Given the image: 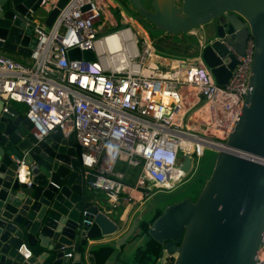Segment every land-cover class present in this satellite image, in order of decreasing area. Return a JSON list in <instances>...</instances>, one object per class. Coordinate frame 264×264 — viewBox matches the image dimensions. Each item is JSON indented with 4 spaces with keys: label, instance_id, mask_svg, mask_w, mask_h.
Wrapping results in <instances>:
<instances>
[{
    "label": "water",
    "instance_id": "1",
    "mask_svg": "<svg viewBox=\"0 0 264 264\" xmlns=\"http://www.w3.org/2000/svg\"><path fill=\"white\" fill-rule=\"evenodd\" d=\"M128 1L157 37L195 36L219 85L237 63L227 44L243 53L252 36L254 52L241 113L197 197L166 204L146 232L128 229L116 247L137 238L134 253L149 235L174 255L172 264H255L264 232V160L257 159L264 158V0ZM66 2L0 0V49L29 56L37 39L27 21L40 16L50 26ZM67 55L93 56L77 46ZM77 151L73 135L59 128L35 137L26 115L0 99V264H84L88 239L121 229L87 187L94 177L79 167ZM192 160L180 154L184 176ZM82 216L93 222L80 223Z\"/></svg>",
    "mask_w": 264,
    "mask_h": 264
},
{
    "label": "built area",
    "instance_id": "2",
    "mask_svg": "<svg viewBox=\"0 0 264 264\" xmlns=\"http://www.w3.org/2000/svg\"><path fill=\"white\" fill-rule=\"evenodd\" d=\"M101 15L98 0H67L50 26L27 21L37 39L31 62L0 50V99L25 105L38 139L56 128L72 134L79 167L94 177L87 187L103 191L114 208L174 189L185 177L177 165L181 153L193 157L195 170L203 145H225L249 89L254 39L247 38L243 53L227 44L237 63L219 85L200 52L194 62L164 54L136 19L103 29ZM75 46L90 49L92 58L69 57ZM185 117L193 128L182 126ZM19 175L26 180L23 170ZM173 259L162 249L155 264ZM255 264H264V232Z\"/></svg>",
    "mask_w": 264,
    "mask_h": 264
},
{
    "label": "crops",
    "instance_id": "3",
    "mask_svg": "<svg viewBox=\"0 0 264 264\" xmlns=\"http://www.w3.org/2000/svg\"><path fill=\"white\" fill-rule=\"evenodd\" d=\"M98 2L101 12L108 21H111L113 19H123V17H131L132 19L134 18L133 15L127 13V10L130 9L131 5L128 0H98ZM117 9L120 11H118ZM134 16L136 17V15ZM0 50L5 52L6 54L13 56L18 60H22L29 63L31 62V58L29 56L22 55L7 49ZM9 103L14 105L21 113H24L25 105L23 103L15 101H9ZM91 190L95 195V198L104 205L103 207L106 209L107 213H109V215L113 219L121 223V229L112 235L88 239L83 254L84 264H129V260L133 256V248L135 246L134 243H136L135 241H137V238H135V240H133L132 242L126 244V246L122 244L123 247L121 249H117V241L119 237L128 229H133L135 226H140L141 218L148 219L155 213V211L152 212L150 208H143L147 199H145L141 203L135 202L133 204L128 205L122 203L118 207L111 208L107 202L106 195L103 191L99 189ZM101 245H107L108 247H110V250L108 251V254L106 256L103 255L102 252L96 253V257H99V261L98 263H95V259H93L92 249L98 247L99 251H102ZM102 256L104 258H102Z\"/></svg>",
    "mask_w": 264,
    "mask_h": 264
},
{
    "label": "rangeland",
    "instance_id": "4",
    "mask_svg": "<svg viewBox=\"0 0 264 264\" xmlns=\"http://www.w3.org/2000/svg\"><path fill=\"white\" fill-rule=\"evenodd\" d=\"M146 4L150 3V0H143ZM128 14L133 15V17L136 19L137 23L140 25L143 30H145L146 34L152 36V34L156 37L158 33H160L159 30L155 29H150L151 26L148 24L144 23L141 19L136 18L134 15H136L135 9L132 5H130V9L127 10ZM39 20L42 21V18L40 16H36ZM116 21H108L106 17H104L103 13L101 15V19L98 22L103 29H110L112 28L117 22ZM210 26H207L206 29L208 30ZM196 30V29H195ZM153 37V36H152ZM151 37L152 45L154 44L153 39ZM174 39H179L178 36H174ZM157 38V37H156ZM180 43L176 44L174 43L173 45H167L164 43L165 41L163 40L162 42H159V47L154 46L153 47L159 51H161L164 54H173V55H179L183 56L186 59H189V61L194 62L196 59V55L198 53L197 50V39L193 35H183L180 37ZM156 45V42H155ZM191 126L193 128V124L189 122L188 118L185 117L183 121V127ZM201 131V130H200ZM220 147L218 144L216 147ZM217 147V148H218ZM222 148V147H220ZM217 154V149L215 147H211L208 145H203L202 146V152L199 154L198 158V164L195 170H191L187 175H185L184 179L182 180L181 183H179L174 189L170 191H160L156 190L154 193L150 195L149 198H147V201L144 205V209H151L152 212H154L156 209L163 210L164 206L168 203L175 202L183 197L190 196L193 199L197 197L199 194L200 190L202 189V186L204 184V181L206 180L208 174L211 172L212 167L214 165L215 157ZM122 169L126 170H132L128 167L123 168V165L120 164L118 165ZM155 188L151 187L150 191H154Z\"/></svg>",
    "mask_w": 264,
    "mask_h": 264
},
{
    "label": "trees",
    "instance_id": "5",
    "mask_svg": "<svg viewBox=\"0 0 264 264\" xmlns=\"http://www.w3.org/2000/svg\"><path fill=\"white\" fill-rule=\"evenodd\" d=\"M136 17L139 18V19H141L144 23H146L149 26H151L150 29H152V27L154 26L148 20L143 19L140 16V14H138L137 12H136ZM152 36L151 37H152L153 42H154L153 45L154 46H157L158 48H160L159 47L160 46L159 45V42H162L163 39L160 38V37H157V36H156L157 37L156 38L153 34H152ZM180 39L181 38H179L178 40L175 39L177 41H174V42H177L176 44H179L180 43ZM155 42H156V45H155ZM122 165H123V168H124L125 165L124 164H122ZM161 212H162V210L156 209L155 210V213L150 218H148V219L147 218H141V220H140V226L142 227V231L143 232H146L147 231V229L150 226L152 220L157 215H159ZM162 249H163V247H162V245L158 241H156L153 237H151L149 235H146V237L144 238L142 244L139 245L136 248V250L134 251L132 258L129 260V264H155L156 261H157V259L162 254ZM101 250L102 251H99V248L98 247H95V248L92 249L93 259H95V263H98V261H99V257L98 256L96 257V253L102 252L103 255L106 256L108 254V251L110 250V247H108L107 245H101ZM102 258H104V257L102 256Z\"/></svg>",
    "mask_w": 264,
    "mask_h": 264
},
{
    "label": "flooded vegetation",
    "instance_id": "6",
    "mask_svg": "<svg viewBox=\"0 0 264 264\" xmlns=\"http://www.w3.org/2000/svg\"><path fill=\"white\" fill-rule=\"evenodd\" d=\"M172 38H174V36H173ZM162 39H163V40L165 41V43L168 44V45H173L174 43H177V42H174V41H172V42L169 41V40H168V35H166V36L163 37ZM160 191H163V190H160ZM191 198H192V197H191Z\"/></svg>",
    "mask_w": 264,
    "mask_h": 264
},
{
    "label": "bare ground",
    "instance_id": "7",
    "mask_svg": "<svg viewBox=\"0 0 264 264\" xmlns=\"http://www.w3.org/2000/svg\"><path fill=\"white\" fill-rule=\"evenodd\" d=\"M151 56L154 57V54H151ZM199 141H205V142H208V139H204V138H203V139H200ZM218 145H219V144H218ZM219 146H220V147H224L223 144H220Z\"/></svg>",
    "mask_w": 264,
    "mask_h": 264
}]
</instances>
